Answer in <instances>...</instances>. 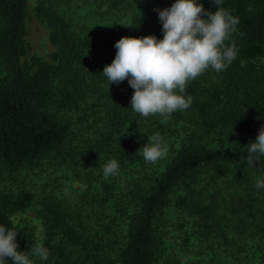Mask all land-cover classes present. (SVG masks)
Instances as JSON below:
<instances>
[{"label":"trees","instance_id":"16d2710c","mask_svg":"<svg viewBox=\"0 0 264 264\" xmlns=\"http://www.w3.org/2000/svg\"><path fill=\"white\" fill-rule=\"evenodd\" d=\"M37 1L0 0V264H154L166 209L201 263L264 264V0H100L130 17L85 33Z\"/></svg>","mask_w":264,"mask_h":264},{"label":"rangeland","instance_id":"374dc122","mask_svg":"<svg viewBox=\"0 0 264 264\" xmlns=\"http://www.w3.org/2000/svg\"><path fill=\"white\" fill-rule=\"evenodd\" d=\"M29 1L32 8L36 7L37 0ZM49 2L55 6L60 16L70 22L77 32L85 33L91 29H103L114 21L125 22L130 17L129 7L118 6L117 9H111L109 3H102L100 0L91 3H86L83 0H49ZM138 2H140V8H145L154 6L157 0H139ZM125 7L127 8L125 9ZM49 32L48 25L42 18L34 17L30 21L26 38L29 54L49 58L48 54L55 50L49 43ZM31 178H33V186L36 181L39 184L42 183V177L38 175ZM58 181L64 195L72 196L79 193L83 188V183L77 178H60ZM10 219L16 226L28 228L35 243L41 244L44 228L35 205L23 211L12 213ZM184 222L175 210H165L164 217L160 219L156 232L158 255H156L154 264H203L201 258L204 259V257H201L199 252L201 248L205 249V243L194 238L189 228L182 225Z\"/></svg>","mask_w":264,"mask_h":264}]
</instances>
